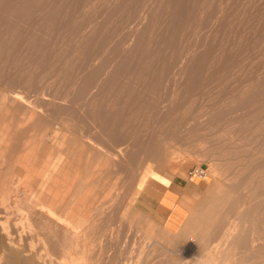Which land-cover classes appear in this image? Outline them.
<instances>
[{
  "label": "bare ground",
  "instance_id": "1",
  "mask_svg": "<svg viewBox=\"0 0 264 264\" xmlns=\"http://www.w3.org/2000/svg\"><path fill=\"white\" fill-rule=\"evenodd\" d=\"M245 1L250 2L249 0ZM253 1L251 0V2ZM256 1L253 2V5H246L243 3L244 0H0V264H264V148L260 147L263 151L260 150L261 154H256V159L252 158L256 150L250 152L249 156L248 150H246V154L243 152L241 154L238 152V147L240 148L238 140L240 139H235V136H232L234 133L228 137L227 134H230L231 131L226 134L227 138L225 136L226 140H223L224 145L227 151L233 150L234 155H230L231 158H229L228 154V160L223 159L222 162L212 158L213 161L211 160L209 165L200 167L199 170H202L206 176L209 174L212 179L210 190H206L208 191L206 195L204 193L203 206L202 204H199L201 207L192 205L183 227L179 228L177 221L168 225V228L175 231V239L170 247L163 246L156 238V233L159 232H156L159 229H157L158 226L147 220V222L142 220L143 223L140 221L143 216L141 218L139 212L133 209L134 199L128 200V195L132 189L135 196L141 195L147 181L160 178L149 163H155L156 167H166L169 159L174 160L176 164L182 161L178 162L179 149L172 147L175 140L174 143L172 142L173 144L166 140L162 141L163 143L160 141L162 144L160 145L164 148L161 154L152 149V152L155 150L153 153L148 156L142 154L144 157L138 159L133 166L129 159L130 145H132L129 143L133 142V138L129 143L122 142L116 150V126H118L116 122L122 119V115H127L128 122L133 119L130 115L135 106L132 107L131 104H137L138 101L141 103L139 99L147 93H145L146 89H150L147 82L152 77L151 75L166 74L167 78L161 77L162 80L167 79L169 86L171 83V89L167 87L168 84H165L171 91L168 96L163 95L166 97L160 101L161 104L163 102V105L159 107L157 113L161 115L166 107H169L170 102L174 103L177 93V97H179V90L184 88L182 86L190 87L196 82L198 85L199 83L203 84L201 80L216 78L219 72L224 76L234 74L233 79L226 76L233 81L236 76L240 75L235 71L242 70L243 73L249 56L253 58L261 53L260 51L263 53L264 2L263 0ZM254 11H257L259 15L254 14ZM232 18H235L234 22L237 20L236 24L230 23ZM230 24L235 25V28ZM249 24H252L254 29L247 28L250 31L246 32L245 28ZM248 42H250V47L255 45V48L250 53L251 48L246 47L247 51L250 50L248 52L250 55H245L248 58L243 57V59L239 56L246 49L245 46L248 45H246ZM262 55L261 57H264V53ZM259 60L260 63L262 59ZM263 63L256 65L261 72L264 68ZM253 66L255 67V65ZM255 71L257 72V70ZM216 73H218L217 76H214ZM245 73L246 71H244V76L241 74L239 78L245 77ZM262 75L264 78V74ZM155 76L157 78L156 74ZM160 76H158L159 79ZM227 78H223L224 81ZM239 78L237 80L241 81ZM212 80L210 81L214 84ZM243 81L239 84L243 85ZM223 82H220L221 85ZM230 85L226 86L225 84L224 86L228 88ZM203 86L205 92L208 86ZM233 86L230 88L236 87ZM246 86L244 87L246 88ZM257 86L259 87V85ZM195 88L192 89L195 91ZM222 89L224 88H220V90ZM150 90L148 91L150 92ZM160 90L158 89L159 92ZM158 91L156 89V92ZM201 91L199 90L200 94L198 93L200 98L205 96ZM213 91H215L214 88ZM236 91L238 93V90ZM252 91L255 93V90ZM195 92L197 93V91ZM208 92L209 90L206 94ZM215 92L211 93V96L215 95ZM219 92H216L218 94L212 99H218L214 97H217ZM193 93H191L192 97ZM225 93H221L223 98H227L226 95H229L228 92L223 96ZM180 95V104L188 105L190 99L186 101L185 95ZM117 96L121 101L118 99L120 102L116 103ZM173 96H175L174 100L171 101ZM230 96L228 97L229 101H231ZM253 96L251 99L249 97L247 99L249 102L252 100L253 105L255 104V108L251 106V109H256V105H258L260 110L261 108L264 110V86ZM146 99L148 98L146 97ZM207 100L204 101L208 103ZM234 100L230 103H236ZM191 102L194 103V101ZM196 102L201 101L198 102L197 99ZM237 102L239 104L241 101ZM206 103L205 105L208 106ZM219 104L216 103L217 106ZM241 104L240 106H242ZM158 105L160 106L159 103ZM209 105H213L210 106V109L214 110L216 105L211 102ZM200 106L202 105H199L198 108ZM248 107L242 108L245 111L246 108L248 109L246 114L250 112ZM139 108L138 112H140ZM188 108L190 109V107ZM233 108L237 107L233 106ZM215 109H217L216 112L214 111L216 114L221 113L218 108ZM227 109L229 108H226V111H228ZM72 110H75L85 120L86 117L89 118L90 122L86 124L88 130L84 129L85 126L82 123L79 125H83L82 128L84 127L86 132L79 129L82 131L80 132L75 128L76 125L73 127L69 124L68 117ZM148 110L151 112L154 109ZM179 110L182 113L186 111L183 108ZM239 110L241 112V109ZM244 110L242 111L244 112ZM229 111L224 114L227 116L232 112L231 116H233V109L231 112ZM198 113L200 116L201 113L199 111ZM198 113L196 112L197 115ZM143 114L142 112L141 115ZM167 114L166 116L169 117L170 114ZM216 114L213 113L211 117L208 115L209 120L206 118L208 116L203 114L201 123L205 119L209 123L213 119L218 120L222 114ZM74 115L77 117L75 113ZM163 115L159 118L163 119ZM180 116L182 115L180 114ZM196 116H192L193 120L194 117L197 119L198 116ZM204 116L206 117L204 118ZM222 116L225 118L224 115ZM138 117L140 116L138 115ZM154 117L158 118L157 115ZM186 117L184 115L180 119ZM221 118V121L218 120L220 123H216L220 125V128L225 124L221 123L224 120ZM241 118L238 115L233 124L235 125ZM248 118L251 119L252 116L249 115ZM155 121L154 119V123ZM186 121H184L185 124L180 122V124H184L181 127L183 135L190 134V128L193 127L190 125L192 121L190 123ZM249 121L246 120V122ZM122 122L126 123L122 125L123 127L128 123L125 122V119ZM166 122L165 124H167ZM72 123L74 124V122ZM147 124L142 123L146 127ZM175 124L178 125L179 122L177 124L174 121L173 125ZM139 125H141L140 122ZM207 125L204 124V127L202 125L203 129L201 128V130H204ZM246 126L244 130H246ZM174 127L177 129L176 126ZM178 127L180 126L178 125ZM198 127L200 126L198 125ZM170 128L169 126L167 129ZM193 128L195 129V125ZM154 129L156 131V127ZM172 129L174 128L172 127ZM197 129L195 131H199V128ZM224 129L227 130V128ZM230 129L232 130V127ZM240 129L243 128L240 127ZM150 130L152 132L153 129ZM244 130V133H248ZM162 131L165 130H161L158 138L161 136L163 138V134L167 132V130ZM216 131H222V129L218 130L217 126V130L212 132ZM239 133L238 135L241 136L242 133ZM156 134L158 133L156 132ZM186 135L184 140L188 139ZM195 135V133L192 134V136ZM243 135L245 136V134ZM146 136L148 138L149 133ZM169 136L173 135L170 134L166 137L169 139ZM248 136L250 139L247 140L250 141V133ZM251 136L254 137V134ZM140 137L143 136H139L141 140ZM172 138H175V135ZM172 138L171 140H173ZM194 138L197 139V137H191L190 142ZM261 138L264 140V137ZM257 139L255 140L257 141ZM178 140V143L183 144L184 140H181L182 142L180 139ZM244 140L243 138L242 142ZM210 141L211 139L208 138L207 142L210 143ZM136 142L139 141L136 140ZM187 142L189 141L187 140ZM253 142L257 144V147L258 143ZM145 143L143 142L141 145ZM151 143L153 145L154 142ZM167 143L171 146H167ZM204 144L207 143L204 141ZM254 144H251L252 148ZM152 145L150 144V146ZM213 145L212 149L216 151L218 148H213ZM208 146L210 147L211 144ZM182 147L188 146L182 145ZM196 147L198 150L197 145ZM142 148H145V145ZM158 149L161 148L158 147ZM212 149H208L206 152L197 151V153H201L200 156H204L205 158H202L206 159L207 156L209 157L207 152ZM245 149L242 150L244 153ZM194 152L192 153L196 154V150ZM140 154L139 156H141ZM196 155L198 156V154ZM214 155L210 156L214 157ZM43 157H49V159L42 163ZM222 157L220 158L222 159ZM216 158L218 157L216 156ZM161 167L158 168L160 171L163 169ZM158 169L155 170L158 172ZM160 171L161 174L162 171ZM123 174L125 176L128 174V179L125 180L123 177L122 180L125 182L129 180L126 184L124 182V185L121 180ZM120 181L121 186L126 185L125 187L129 190L126 192L127 190L124 189L126 196L122 194V190L120 194L116 193V187L120 186ZM163 182L167 183L166 180ZM22 186L29 190V194L20 192L19 188ZM116 194H122L121 196L125 198L121 197L123 200L119 198L122 201L120 202L121 208H119L121 210L119 221L121 223L124 221L126 225L123 223V226L125 227L129 221V226L133 224L136 227L141 226L142 229L140 230L142 235L140 232L139 236L135 235L137 232L132 235V237L135 235L132 241H137L140 244L138 253L134 257L130 251H126V254L123 252L125 255L121 253L124 255L123 257L118 255L120 253L118 251L116 255L117 248L113 245L116 242V235H118V230L116 231L118 228L116 227V221H118L116 219L118 213L116 212ZM129 226L128 229H130ZM134 229L136 230L135 227ZM191 235L194 237H189ZM155 244L160 246L156 247Z\"/></svg>",
  "mask_w": 264,
  "mask_h": 264
},
{
  "label": "rangeland",
  "instance_id": "2",
  "mask_svg": "<svg viewBox=\"0 0 264 264\" xmlns=\"http://www.w3.org/2000/svg\"><path fill=\"white\" fill-rule=\"evenodd\" d=\"M250 2H248V1H245L244 0V2L243 3H245L246 5L247 4H250V5H253V2L255 3V2H257L256 0H254L253 2H251V0H249ZM246 2H248V3H246ZM263 2H264V0H263ZM264 4V3H263ZM244 5V4H243ZM254 14H256L257 16L259 15V13H257V11L255 12H253ZM235 21V18H232L231 19V22L230 23H233V24H236L237 23V20H236V22H234ZM231 25V27H234L235 28V25ZM250 25V24H249ZM249 25L248 26H246V28H245V31L246 32H248V31H250V30H253L254 29V27L252 26V24L250 25V27H249ZM251 27H253L252 29H251ZM234 28H232V29H234ZM247 28L249 29L250 28V30H247ZM229 32H230V30H228ZM229 32H227L228 34H229ZM227 43V42H226ZM250 42H248V43H246V45L247 46H245V48L247 47H249V48H251L250 50H251V52L250 53H252V49L253 48H255L254 46L253 47H250L249 44ZM253 44V43H252ZM251 44V45H252ZM227 45H228V43H227ZM236 44L234 43V46H235ZM233 46V47H234ZM247 48L244 50V52H241L240 54H241V56H239V57H241V58H246L247 56H249L250 55V53L248 54V52L250 51H247ZM248 48V49H249ZM244 49V48H243ZM243 51V50H242ZM245 51H246V54H244L245 53ZM261 53H259V54H257V55H255L253 58H252V56H249V58H251V60H249V58L247 59V61H246V63H245V66H246V64H247V66H248V69H247V66L244 68V70H243V73H242V70L240 71V70H237V71H235V72H237L238 74H240L239 76H241V74H243L242 76H244V71H246V73H245V77H246V79H245V77H240V78H242V79H240L239 78V76H236V74H235V78H234V80L232 81V79H233V77H234V74H231L232 76H230V74L227 76V75H225L224 76V74L223 73H220L219 72V74L218 73H216V75H214V76H217V74H218V77H220L221 76V74H222V78L220 77V78H218V77H216L217 78V80H216V78H212V79H215L216 80V82H215V80H212V79H210V80H212L213 82H214V84L216 83V85H214L209 79V81L208 80H201V82L203 81V84H205L206 83V81H208L207 83H208V85H207V83H206V85H204L203 86V84H200L199 83V85H198V83L196 82H194L195 84H192V85H190V87L189 86H187V87H185V86H182V87H184V88H181V90H179V97H181V95L180 94H182L183 96L185 95V99H186V101L187 100H189L190 99V102L191 101H194V103L193 102H191V104H190V102H189V104L187 105V104H182L183 105V107H182V105L180 104V101H179V97H177L178 96V93H177V95H175L176 96V100L179 102H177L176 100V102L174 101V103H172V102H170V105H169V107H168V109H167V107H166V109H165V111L163 112V114L165 115V117H164V115L163 114H161V115H163L162 117H163V119L161 118H159V116L161 117V115H158V113H157V111H159V107H161V105H163V102H162V104L160 103V101H162L166 96H163V95H167L168 96V94H169V92L171 91H169L168 90V88L167 87H169V89H171V83H170V86H169V82L167 81V79H163L162 80V78H167V76H165L166 74H161V73H155L156 75H157V78H156V76L154 77V75L155 74H153V75H151L152 77H150L149 79H148V82L147 83H149L148 85L150 86V89L148 88V89H146V91H145V93L146 94H144V95H142V97H143V100H142V97L139 99V100H141V103H140V101H138L139 103H137L136 101H135V103H137V104H131V106L133 107V106H135V107H133V110H132V114L130 115V117L131 118H133V119H130L131 121H127L128 119H127V115H122V119H119V120H122V121H124V119H125V122H128L127 123V125L126 126H122V125H125L124 124V122H122V121H117L116 122V124L119 126H116V144H117V146H116V150L118 149V146L119 145H121L122 144V142L123 143H129V142H131V138H133V142L132 143H129V145L130 144H132V145H130V148H131V153H130V155H129V159H130V164H131V166H133V165H135L136 163H137V161H138V159H140L141 157H144L143 155H145V156H148V155H150V153H153L155 150H156V152H160V154L163 152V149L164 148H162V144H161V142L162 141H164V140H166V141H168L170 144H173L174 143V140H175V143H174V146L172 145V147L174 148H177V149H179V155H180V158H179V160H178V162L179 161H181V162H179L178 164H176L175 162H174V160H172V159H169L168 160V162H167V166L165 167V166H159V167H161V168H163V169H161V171L158 169L159 167H156L157 165L155 164V163H149V165L153 168V170H154V172H155V174L158 176V177H160V178H154V179H152V180H149V181H147L145 184H144V187H143V189H142V192H141V195H137V196H135L134 195V193H133V189H132V191L129 193V195H128V200H131V198H133L134 199V202H132L133 203V209H136V211H138L139 212V215H141V218H142V216H143V219H140V221L142 222V220L144 221V222H147V221H149L150 223H153L154 225H156V226H158L157 227V231L156 232H158V234L156 233V238L161 242V244L163 245V246H165V247H170L171 246V244H172V242H173V240L175 239V231L173 230V229H170V228H168V225L169 224H167V227H164L163 226V222H164V217L166 216V212L165 211H163V210H161V208H159L158 207V205L157 204H155L154 203V196L153 195H157V182H159L160 180H162L163 178H165V179H184V180H188L189 178H194V174H195V172H198V170L200 169V167L201 168H203L205 165H209L210 164V162H212L213 161V159L214 160H216V161H220V162H222L223 161V159H225V160H228V154H229V158H231V156L232 155H234V151L232 150V151H230V150H226L227 148L225 147V145H224V139L226 140V138H227V135H228V137L229 136H231L232 135V133H234V135H232V136H235L234 138L235 139H237L238 140V138L240 139V140H238V141H240V148H241V151H240V148L238 147V149H239V153H241L242 154V152H243V154H246L247 152H246V150H248V156L252 153V152H255V150H256V152H255V154H254V157H252V158H257L256 157V154H261V152L263 151V149H260V147L261 148H264L263 146V144L264 143H262L264 140H263V138H261V137H264V117H262L263 115H264V110L261 108V110L259 109L260 107H258V105H256V109L258 110V113H257V110L256 109H254L255 108V104L253 105V103H251V101L249 102L247 99H248V97H249V99H251L252 98V96L254 95L255 96V94H256V92L257 91H259L263 86H264V78H263V75L262 74H264L263 72V70H264V68L262 69V72H261V70L259 71L258 69H257V66L256 65H258V64H260L261 62H264V57H261V56H263L262 54L264 53V50H263V53H262V51H260ZM243 53V54H242ZM245 55H247V56H245ZM259 55V56H258ZM261 57V58H257V57ZM240 58V59H241ZM243 58V59H244ZM257 58V59H256ZM242 59V60H243ZM245 59V60H246ZM254 59V60H253ZM256 59V60H255ZM261 59H262V61H261ZM258 60L259 61H261L260 63L258 62ZM257 62H258V64H257ZM251 63V64H250ZM264 64V63H263ZM250 65V66H249ZM253 65H255V67L253 66ZM253 66V67H252ZM264 66V65H263ZM256 68V69H255ZM253 70V71H252ZM255 70H257V72L255 71ZM247 71H248V73H247ZM252 71V72H251ZM235 72H233V73H235ZM239 72H241V73H239ZM261 73V74H260ZM161 75L160 76V79H159V75ZM247 74V75H246ZM251 74V75H250ZM261 75V76H260ZM229 77V79L230 78H232L231 80H229L227 77ZM259 76V77H258ZM162 77V78H161ZM157 80H156V79ZM223 78H227V80H225L224 81V79ZM237 78H239V80H241V81H243L244 79V83H243V85H242V83H240L241 84V86H239L240 84H239V82H241V81H238L237 80ZM244 78V79H243ZM154 79H155V84H154ZM250 79H252V80H250ZM161 80V81H160ZM164 80H166V81H164ZM221 80H223V81H221ZM164 81V82H163ZM223 82L222 83V85H221V83L220 82ZM234 81H236V82H234ZM246 81V82H245ZM255 81V82H254ZM165 82H167V83H165ZM209 82H211V83H209ZM219 82V83H218ZM238 82V83H237ZM250 82V83H249ZM251 82H252V84L255 86H251ZM263 82V83H262ZM156 83H159L161 86H163V87H161L159 84H156ZM226 84V86H228V84L230 85H235L236 87L235 88H230V87H234L233 85L231 86L230 85V87H226V86H224L225 84ZM163 84V85H162ZM165 84L167 85V87L165 86ZM217 84H219V85H221L224 89H222V90H220V88H222L221 86H218ZM249 84V85H248ZM263 84V85H262ZM155 85V86H154ZM159 85V86H158ZM196 87H194V86ZM200 87H198V86ZM249 87H247V86ZM256 85H259V87L257 88L256 87ZM158 86V87H157ZM193 86V87H192ZM202 86L203 87H207V90L205 89V92H204V90H203V88H202ZM239 86V87H238ZM243 86V87H242ZM244 86H246V88L244 87ZM250 86H251V88H250ZM157 87V88H156ZM162 88V90H160L161 88ZM226 87V88H225ZM241 87H242V89H243V92H242V89H241ZM167 88V89H166ZM185 88H188L189 90H185ZM192 88H195V91H197V93L192 89ZM211 88V89H210ZM213 88H214V90L216 91V89H217V91L216 92H221L222 94L223 93H228L229 95H226V93L223 95V96H227V98L226 97H222V95H221V93L219 92V95L217 96V97H214V98H218V99H212V97L213 96H216V94H218V93H216L215 91H213ZM237 88V89H236ZM239 88H240V90H239ZM254 88V89H253ZM156 89H157V91H158V89L160 90V92L158 91V92H156ZM164 89H165V92H164ZM191 89V90H190ZM227 89V91H225ZM229 89V90H228ZM238 90V93H237V91L236 90ZM250 89V90H249ZM148 90H150V92L148 91ZM166 90H168L167 92H166ZM193 90V91H192ZM199 90L201 91V93L203 92L204 94H205V96H201L202 98H200V97H198L199 95H198V93L200 94V92H199ZM209 90V92H208V94H206V92ZM233 90H235V91H233ZM247 90H248V94H247ZM252 90H255V93H254V91H252ZM177 91V90H176ZM186 93H184V92ZM190 91H192L191 93H193V97H192V95H191V93H189ZM240 91V92H239ZM244 91H246V92H244ZM149 92V93H148ZM164 92V93H163ZM215 92V95H213V96H211V93L213 94ZM231 92V93H230ZM233 92H235V93H233ZM163 93V94H162ZM166 93V94H165ZM184 93V94H183ZM187 93H189L188 95H187ZM202 93V94H203ZM244 95H243V94ZM253 93V94H252ZM151 96H149V95ZM158 94H159V98H158ZM162 96H161V95ZM197 94V95H196ZM203 94V95H204ZM147 95V96H146ZM191 95V96H190ZM195 95V96H194ZM207 95H208V97H207ZM231 95V96H230ZM236 95H238L239 97H237ZM247 95V96H246ZM249 95V96H248ZM149 96V97H148ZM175 96H173V98H172V100L171 101H173L174 100V97ZM183 96H182V98H183ZM187 96V97H186ZM188 96H190L189 98H188ZM197 96V97H196ZM210 96V97H209ZM222 98H221V97ZM230 96V100L231 101H229L228 99V97ZM242 96H244V97H242ZM253 96V97H254ZM146 97L148 98V99H146ZM160 97H162V98H160ZM164 97V98H163ZM192 97V98H191ZM232 97V98H231ZM237 97V98H236ZM241 97V98H240ZM245 97H247V98H245ZM145 98V99H144ZM151 98V100H149ZM158 98V99H157ZM188 98V99H187ZM194 98H195V100L197 101V99H198V102L199 101H201V102H199V103H197L195 100H194ZM202 99V100H200V99ZM207 98L209 99L210 98V100H207ZM234 98H235V100H234ZM238 98H240V99H238ZM118 96L116 97V103L117 102H120V101H118ZM184 99V98H183ZM182 99V100H183ZM207 100V102L208 103H206V101H204V100ZM220 99V100H219ZM224 101H223V100ZM227 99V100H226ZM237 99V100H236ZM146 100H147V102H146ZM212 100H214V101H212ZM216 100V101H215ZM233 100L236 102V103H234V104H232V103H230V102H233ZM150 101V102H149ZM157 101H159V102H157ZM219 101V102H218ZM221 101V102H220ZM229 101V102H228ZM237 101H241L240 103H242L241 105L242 106H240V103L239 104H237L238 102ZM243 101H245V104H246V106H245V104H243ZM249 103H248V102ZM157 102V103H156ZM196 102V103H195ZM204 104H203V103ZM210 102L211 103H214V105H216V103H220V104H222L223 102H225V104H222V105H216V106H214L215 108H218V111L219 112H221V113H215L216 112V110L217 109H215V108H213L214 110H212V109H210V106L212 107L213 105H209L210 104ZM247 102V103H246ZM145 103H146V105H145ZM147 103H148V105H147ZM158 103L160 104V106L158 105ZM178 103V104H177ZM193 103V104H192ZM205 103L206 104H208V106L207 105H205ZM226 103H228V104H226ZM230 103V104H229ZM141 104H142V107H141ZM157 104V105H156ZM196 104V105H195ZM202 105V106H200V108H198L199 107V105ZM235 104H236V106H235ZM252 104V105H251ZM117 105V104H116ZM140 105V106H139ZM205 105V106H204ZM239 107H238V106ZM244 105V106H243ZM144 106H145V108H144ZM149 106V108H147ZM151 106V107H150ZM156 106H158L157 108H156ZM179 106H181V107H179ZM185 106L187 107L186 109H185ZM223 106V107H222ZM224 106H225V108H224ZM228 106V107H227ZM233 106L236 108H238V110H236V109H234L233 108ZM249 106V107H248ZM254 107L253 109H251L252 107ZM138 107H140L139 108V111L142 113H144L143 115H141V113L140 112H138ZM170 107L172 108L171 110H170ZM179 107V108H178ZM188 107H190V109L188 108ZM191 107H193V108H191ZM195 107V108H194ZM202 107V108H201ZM205 107V108H204ZM209 107V108H208ZM221 107H222V109H221ZM244 107H248L250 110V112H247V114H249L250 115V117L252 116V118L250 119V118H248V116H247V114L245 113L246 111H248V109L246 108V111L244 110L245 108ZM176 108V110H174ZM184 109V110H186V111H184L183 113H184V115L185 116H187L186 118H182V119H180L181 117H184V115H183V113H182V111L181 110H179V109ZM198 110H197V109ZM224 108V109H223ZM226 108H229L230 109V111H229V109H227L229 112H231V110L233 109V116H231L232 115V112L230 113V114H228L227 116L224 114V113H226V112H228V111H226ZM242 108H244V109H242ZM135 109H136V111H135ZM144 109H145V111H144ZM147 109V110H146ZM148 109H151V110H153V111H151L150 112V110H148ZM157 109V110H156ZM187 109H188V111L189 112H191V114H188L189 112L187 111ZM207 109V110H206ZM239 109H241V112H240V110ZM156 110V111H155ZM170 110V111H169ZM172 110H174V111H172ZM181 111V112H179V111ZM190 110H192V111H190ZM193 110H195V111H193ZM203 110H205V112H203ZM211 112H210V111ZM223 110V111H222ZM226 112H225V111ZM242 110H244V112L242 111ZM149 111V112H148ZM155 111V112H154ZM169 111V112H168ZM171 111H172V113H171ZM198 111L201 113L200 114V116H199V113H198ZM203 113H202V112ZM215 111V112H214ZM237 111V112H236ZM252 111H254V112H252ZM262 111V112H261ZM72 112V113H71ZM70 112V114H71V116H70V114H69V117H71V118H69L68 117V119H70V120H68V122H69V124L70 125H76V127L75 126H73V127H75L78 131H80V130H83V132H86V131H84V129L86 130H88V125H86V124H88L90 121H89V118L87 119V117H86V120H85V118H83V117H81V116H79L77 113H76V111L75 110H72ZM137 112V113H136ZM146 112V113H145ZM152 112H153V114H152ZM196 112L198 113V115L196 114ZM206 112H208V113H206ZM257 113V114H254V113ZM261 112V113H260ZM74 113L76 114V116L77 117H74L75 115H74ZM168 113V114H167ZM186 113H187V115H186ZM192 113H194V114H192ZM216 114V115H220V114H222V115H224V117L226 118L227 117V119H225V118H223V116L222 115H220L219 116V118H218V120H220V118L221 119H224V120H222L223 122H221V123H225L224 125H222L223 126V128H222V126H221V128L219 127L220 125H217L216 123L218 122V124L220 123L218 120H212L210 123L208 122V120H209V116L211 117L212 116V114ZM237 113H238V115H239V118H241L242 116L244 117V118H246L245 120H244V118L242 117L241 119H239V122H240V124H239V122H238V120H237V122L235 123V125L233 124L234 122H235V118H237L238 117V115H237ZM241 113V114H240ZM245 113V114H244ZM253 114V115H251V114ZM147 114L149 115L148 117H147ZM158 116V118L156 119V117H154V116H156V115ZM166 114L167 115H169V117L168 116H166ZM173 114H174V117H173ZM175 114H177L176 116H175ZM180 114L182 115V116H180ZM203 114L205 115H209L208 117H206V116H204V118L206 117L208 120H206L205 119V121H207V123H204V122H202L201 123V119H203V118H201L202 116H203ZM234 114H235V118H234ZM244 114V115H243ZM260 114H262V115H260ZM136 115H137V117H136ZM138 115L140 116V117H142L143 116V118H140V117H138ZM179 115V116H178ZM190 115H192V116H198L199 117V119H198V117H197V119L194 117V120H193V118H192V116H190ZM231 117H230V116ZM134 116V117H133ZM178 116V117H177ZM228 116H229V118H228ZM247 116V117H246ZM254 116V117H253ZM257 116V117H256ZM261 116V117H260ZM74 117V118H73ZM151 117V119H149ZM176 117V118H175ZM192 118V119H190V120H188L187 118ZM140 119V121H139V119ZM147 118H148V120H147ZM168 118V119H167ZM173 118H175V119H173ZM179 118V119H178ZM233 118V119H232ZM74 121H73V120ZM78 119H79V121H78ZM84 119V121H82ZM147 121H146V120ZM154 119L157 121L158 119H160V120H158L157 122L155 121V123H157V124H155L154 123ZM165 119V120H164ZM170 119V120H169ZM186 119H187V121H189V123H190V121H192L191 122V126H193L194 127V125H195V129L193 128V127H191L190 128V134H184L183 135V131L181 132V127L185 124L184 123V121H186ZM231 119V120H230ZM77 120V121H76ZM137 120V121H136ZM171 120H173V121H171ZM182 120V121H181ZM195 120H197L196 122H195ZM227 120H229V122H231V123H229V122H227ZM246 120L247 121H249V122H246ZM255 120H256V122H255ZM74 122V124L72 123V122ZM88 121V122H87ZM135 123H134V122ZM142 121V122H141ZM150 121H152V122H150ZM162 123H161V122ZM164 121V122H163ZM165 121H167L166 123L167 124H165ZM174 124V121H175V123H177L178 124V122H179V126L180 127H178V125H173L171 122ZM186 121V122H187ZM200 121V123H198ZM214 121H216L214 124H216L215 126H214V124H213V122ZM221 121V120H220ZM225 121V122H224ZM72 124H71V123ZM85 122V123H84ZM122 122V123H121ZM133 122V123H132ZM139 122L141 123V125H139L138 126V124H139ZM159 122H160V124H159ZM170 122V123H169ZM180 122H183V123H181L180 124ZM252 122H255V123H252ZM258 122V123H257ZM76 123V124H75ZM80 123H82L84 126H85V128L83 129L82 128V126H79L80 125ZM132 123V124H131ZM138 123V124H137ZM142 123L144 124H147V127L146 126H144V125H142ZM195 123V124H194ZM197 123V124H196ZM228 123H229V125H228ZM244 123H246L247 125H251L252 127H250V126H246ZM257 123V124H256ZM78 124V125H77ZM121 124V125H120ZM134 124H136L137 126H138V129H137V126L135 125V126H133ZM163 126H162V125ZM194 124V125H193ZM204 124L206 125V124H208L207 125V127H210L211 129H209L208 130V128L206 129H204V130H201V128L203 129V127H204ZM211 124H212V127H211ZM242 124V125H241ZM150 125H152V126H150ZM190 125H189V127H190ZM197 125V126H196ZM198 125L200 126V127H198ZM202 125H203V127H202ZM233 125L235 126V127H237V129L238 130H236V128L234 127L233 128ZM247 127L246 128V130H244L245 129V126ZM257 125H259V126H257ZM121 126V127H120ZM129 126V127H128ZM131 126H133L132 128H131ZM142 126V127H141ZM153 126H155L156 127V131H155V127L153 128ZM158 126V127H157ZM166 126V127H165ZM169 126L171 127L170 129H172V127L174 128V129H172V130H170V129H167V128H169ZM174 126H176V128L177 129H179V130H177V129H175V127ZM217 126H218V130H220V129H222V131H216V132H212V131H214V130H217ZM224 126H226V127H224ZM244 126V127H243ZM257 126V127H256ZM80 127V128H79ZM127 127V128H126ZM152 127V128H151ZM160 127V128H159ZM164 127V128H163ZM199 128V131H195V130H198L197 128ZM214 127V128H213ZM232 127V130L230 129V128ZM240 127L241 128H243V129H240ZM251 128V129H249V128ZM256 127V128H255ZM120 128H122L120 131H119V129ZM131 128V129H130ZM144 128H146V129H144ZM163 130H167V132H168V130H169V134L167 133V132H165V131H162V132H165V134H163V138H162V136L160 137V138H158V135H159V133H161V130L162 129ZM192 128H193V132L191 133V130H192ZM224 128H227V130L226 129H224ZM254 128H255V130H256V132L254 131ZM80 129V130H79ZM126 129V130H125ZM130 130V131H127V130ZM137 129V130H136ZM140 129H143V130H140ZM150 129H153L152 130V132H151V130ZM159 129H161V130H159ZM230 129V130H229ZM258 129V130H257ZM124 130H125V132H124ZM131 130H133V133H131V134H134V135H132V136H134V137H132L131 136V134H130V132H131ZM136 132H135V131ZM139 130V131H138ZM145 130V131H144ZM157 130H159V131H157ZM174 130H175V132H174ZM208 130V133L206 132ZM211 130V131H210ZM236 130V131H235ZM243 130L245 131V132H248V133H244L243 132ZM251 130H253V131H251ZM119 131V132H118ZM138 131V132H137ZM143 133H142V132ZM148 131H150V132H148ZM155 131V132H154ZM172 131H173V133H172ZM202 131H204L205 132V136H204V132H202ZM226 131H228V132H226ZM231 131V133L230 134H227V133H229ZM234 131V132H233ZM240 132L239 134H245V136L243 137L242 136V134H241V136L240 135H238V132ZM259 131V132H258ZM80 132H82V131H80ZM118 132V133H117ZM121 132V133H120ZM128 132H129V134H128ZM141 132V133H140ZM147 132V133H146ZM156 132L158 133V134H156ZM180 132V133H179ZM197 132V133H196ZM198 132H200V133H198ZM209 132H211V133H209ZM222 132H224V133H222ZM236 132V133H235ZM255 132V133H254ZM123 133H125V134H123ZM136 133V134H135ZM137 133H138V136H137ZM145 133V134H144ZM149 133V136H148V138H147V136H146V134H148ZM167 133V134H166ZM176 133H177V135H176ZM189 133V132H188ZM196 134L195 136H192V134ZM206 133L207 134H209L208 136L206 135ZM216 133V134H215ZM249 133H250V137H251V140L249 141V140H247V139H250V138H248L249 136ZM252 133V134H251ZM123 134V135H122ZM128 134V136H126L125 137V135H127ZM140 134V135H139ZM143 134V135H142ZM156 134V135H155ZM173 135L172 137H174V135H175V138H172L171 136H169V139L167 138L168 137V135ZM183 135L182 137H181V135ZM220 134H222L221 136H219ZM225 134V135H224ZM227 134V135H226ZM237 134V135H236ZM254 134V137H252L251 135H253ZM258 134V136H256ZM164 135H165V137H164ZM180 135V136H179ZM185 135L187 136L186 138H188V139H186V140H184V137H185ZM189 135L193 138V137H197V139H195L194 138V140H191V142H190V139H191V137L189 138ZM203 137H202V136ZM120 136H121V138H122V140H121V138H120ZM123 136V137H122ZM131 136V137H130ZM136 136V137H135ZM139 136H143L142 138H141V140L143 139V141H141L140 139H139ZM157 136V137H156ZM167 136V137H166ZM179 138H178V137ZM212 136V137H211ZM219 136V137H218ZM225 136H226V138H225ZM237 136H239V137H237ZM260 136V137H259ZM155 137H156V140L154 141V139H155ZM200 137V138H199ZM206 137H208L209 138V140L211 139V141H210V143L209 142H207L208 141V138H206ZM211 137V138H210ZM216 137V138H215ZM222 137V138H221ZM241 137V138H240ZM245 139L244 140V142H242V139L243 138ZM256 137V138H255ZM260 139H259V138ZM120 138V139H119ZM138 138V139H137ZM152 138V139H151ZM171 138L173 139V140H171ZM204 138V139H203ZM216 139L215 140V142H212L214 139ZM254 138V139H253ZM258 138V139H257ZM119 139V140H118ZM126 139V140H125ZM127 139H129V140H127ZM131 139V140H130ZM151 139V140H150ZM157 139H159V140H157ZM178 139H180V142H182L183 140H184V142H183V144L182 143H178L179 142V140ZM200 139V140H199ZM218 139V140H217ZM252 139H253V141H255V143H258V146L256 147V145L257 144H254V142L252 141ZM255 139H257V141H259V142H257ZM118 140V141H117ZM136 140H138L139 142H136ZM147 141V143H148V141H149V143L147 144V143H145V141ZM153 140V141H152ZM182 140V141H181ZM189 141V142H187L186 143V141ZM220 140H222V141H220ZM248 141V144H247V141ZM121 141V142H120ZM154 142L153 143V145H152V143L151 142ZM157 141V142H156ZM161 141V142H160ZM196 141H198V142H196ZM200 141V142H199ZM204 141H205V143H207V144H204ZM120 142V143H119ZM143 142L145 143L144 145H145V148H142V147H144V145H141V144H143ZM173 142V143H172ZM177 142V143H176ZM194 144H193V143ZM203 142V143H202ZM214 144H212V143ZM219 144V142H220V146L217 144V143ZM222 142H223V144H222ZM250 142H251V144H254V146H253V148H252V146H251V144H250ZM163 143V142H162ZM189 143V144H188ZM200 143H201V146H200ZM209 143V144H208ZM244 143H246V144H244ZM260 143V144H259ZM261 143H262V145H261ZM150 144L152 145V146H150ZM161 144V145H160ZM168 144V143H167ZM198 146V150H197V147H196V145ZM203 144V145H202ZM211 144V146L209 147L208 145H210ZM243 144V145H242ZM134 145V146H133ZM139 145V146H138ZM142 147H141V146ZM147 145V146H146ZM157 145H159L158 147H160L161 149H158V147H156ZM178 145H180V146H178ZM182 145L184 146V145H186V146H188V147H186V148H184V147H182ZM192 145H193V147H192ZM195 145V146H194ZM212 145H213V148H215L216 149V147L218 148V149H220V151H218V149H216V151L214 150V149H212ZM222 145H223V147H222ZM242 145V146H241ZM248 145V146H247ZM133 146V147H132ZM135 146H137L138 148H136ZM167 146H171V145H167ZM245 146V148H242V147H244ZM247 146V147H246ZM251 146V147H250ZM147 147V148H146ZM155 147V148H154ZM182 147V148H181ZM190 147H191V149H190ZM205 147V148H204ZM207 147V148H206ZM225 147V148H224ZM248 147H250V149H248ZM132 148H134V149H132ZM142 148V149H141ZM201 148V149H200ZM203 148V149H202ZM259 148V149H258ZM138 149V150H137ZM146 149H147V151H149L148 153H147V151H146ZM151 149V150H150ZM152 149H155V150H153V152H152ZM208 149H212V151H210V152H207L208 154H209V157L207 156L206 157V159H203L202 157H204V156H200V154L201 153H199L200 151L201 152H206V150H208ZM245 149V153H244V151H242V150H244ZM139 150H141V151H139ZM145 150V151H144ZM161 150V151H160ZM185 150V151H184ZM190 150H192V151H190ZM194 150H196V154H198V156L196 155V154H194L195 152H194ZM223 150H224V152H223ZM226 150V151H225ZM250 150V151H249ZM258 150V151H257ZM260 150H262V151H260ZM137 151H139V152H137L138 153V155H137V153L136 152ZM197 151H199L198 153H197ZM143 152H145L146 154H144ZM189 152H191V153H189ZM192 152H194V153H192ZM215 152H217V153H215ZM226 152H228V153H226ZM232 152V154H230V153ZM251 152V153H250ZM260 152V153H259ZM141 153V154H140ZM188 153V154H187ZM218 157V158H216V156L214 155V154ZM222 153V154H221ZM224 153V154H223ZM226 153V154H225ZM139 154L141 155V156H139ZM143 154V155H142ZM190 154V155H189ZM214 155V157L213 156H210V155ZM220 156H219V155ZM133 155V156H132ZM157 155H159V153H157ZM222 155H223V157H222ZM231 155V156H230ZM48 156V155H47ZM139 156V158H137ZM193 156V157H192ZM197 156V157H196ZM224 156H225V158H224ZM133 157V158H132ZM220 157H222V159L220 158ZM45 158V159H44ZM183 158V159H182ZM195 158V159H194ZM198 160H197V159ZM202 158V159H201ZM205 158V157H204ZM213 158V159H212ZM227 158V159H226ZM47 159H49V157L47 158V157H43L42 158V163H44V162H46V160ZM201 159V160H200ZM209 159H210V161H209ZM45 160V161H44ZM203 160V161H202ZM212 160V161H211ZM222 160V161H221ZM224 160V161H225ZM133 161V162H132ZM218 161V162H219ZM134 163V164H133ZM156 166H155V165ZM164 167H165V169H164ZM169 170H168V169ZM158 169L160 172H161V174L159 173V171L157 172L156 170ZM127 176H128V174L125 176V174H123V176H121V180H122V178L123 177H125V180H126V178H127ZM124 179V178H123ZM128 179V178H127ZM155 180V181H154ZM127 181H129V180H127ZM126 181V182H127ZM125 181L124 180H122V185H124L123 183H124ZM126 182H125V184H126ZM211 183H212V179H211V177H210V175L208 174L206 177H205V179L203 180V181H201L200 182V184H199V187L197 188V191L195 192V199H194V206H198L199 204H202L203 203V199H204V196L206 195V193L210 190V185H211ZM126 186V185H125ZM123 187V186H121V181H120V186H117L116 187V193H119L120 194V192H121V190H122V194H124L125 196L127 195L126 194V192H128L129 190H127V188L126 187ZM208 186H209V189H208ZM23 187V186H22ZM22 187H20L19 188V190H20V192H25V193H28L29 194V190L28 189H26V188H22ZM123 188V189H122ZM124 189H126V190H124ZM26 190V191H25ZM120 190V191H119ZM124 190V191H123ZM206 190H208V191H206ZM126 191V192H125ZM124 192V193H123ZM204 193H205V195H204ZM121 194V195H122ZM117 196V200H116V212H118L117 213V215H116V219L118 220V221H116V223H117V225H116V227H118L117 229H116V231L118 230V235H116L117 236V238H116V242H114L113 243V245L114 246H116V255H117V253L118 252H120L118 255L120 256V257H123L125 254H126V251H130V253H131V255L134 257L135 255H137V253H138V248H139V246H140V244L137 242V241H132L133 239V237L135 236V235H138V234H140L141 233V231L140 230H142L141 229V226L140 227H136L135 225H130L129 226V221H127V226L125 227V226H123V223H124V221H122V223L119 221V216H120V209L119 208H121V204H120V202H122V201H120V199H122L123 197L121 196V195H118V194H116ZM123 195V196H124ZM124 196V197H125ZM151 196H153V197H151ZM122 197V198H121ZM120 198V199H119ZM119 199V200H118ZM123 199H125V198H123ZM122 199V200H123ZM202 200V201H201ZM118 201V202H117ZM137 201V202H136ZM138 201H139V203H138ZM198 202V203H197ZM118 203V204H117ZM120 204V205H119ZM204 204V203H203ZM203 204H202V206H203ZM135 205V206H134ZM119 206V207H118ZM200 207H201V205H199ZM147 208V209H146ZM176 215H182L181 214V212H179V211H177L176 212ZM188 216H189V214H188ZM188 216L186 217V219L184 220V222H183V218L181 219V218H179V217H174V221H177L178 222V224H179V227H180V225H181V223H183V225H182V227L185 225V223H186V221H187V218H188ZM182 217H184V216H182ZM125 220H127V218H125ZM147 220V221H146ZM126 222V221H125ZM121 223V224H120ZM143 223V222H142ZM145 224V223H144ZM119 225V226H118ZM121 225V226H120ZM124 225H126V223H124ZM128 226H129V228L130 229H128ZM134 227L136 228V230L134 229ZM120 230V231H119ZM133 230H135L134 232H133ZM131 231H132V233H131ZM135 232H137L136 234H135ZM140 232V233H139ZM120 233V234H119ZM133 234H135L133 237H132V235ZM140 235H142V233L140 234ZM139 236V235H138ZM189 237H191V238H193L194 236L193 235H191V236H189ZM157 245L158 244H155V246L157 247ZM158 246H160V245H158ZM121 249V250H119V249ZM118 251V252H117ZM123 252H125V254L123 253ZM121 253H123V254H121ZM119 256H117V257H119Z\"/></svg>",
  "mask_w": 264,
  "mask_h": 264
},
{
  "label": "crops",
  "instance_id": "3",
  "mask_svg": "<svg viewBox=\"0 0 264 264\" xmlns=\"http://www.w3.org/2000/svg\"><path fill=\"white\" fill-rule=\"evenodd\" d=\"M164 180H166L167 183H164ZM200 182L201 181H198L194 177L189 178L188 180L163 178L156 183L157 195H153V199L154 203L167 213L164 217V227H167V224H173L174 217L183 218L184 222L194 204L195 192L197 191ZM177 210L180 211L182 215H176ZM182 225L183 223H181L180 227H182Z\"/></svg>",
  "mask_w": 264,
  "mask_h": 264
},
{
  "label": "built area",
  "instance_id": "4",
  "mask_svg": "<svg viewBox=\"0 0 264 264\" xmlns=\"http://www.w3.org/2000/svg\"><path fill=\"white\" fill-rule=\"evenodd\" d=\"M194 177L198 181H203L205 179L206 175L204 174V172L202 170H199L198 172H195Z\"/></svg>",
  "mask_w": 264,
  "mask_h": 264
}]
</instances>
